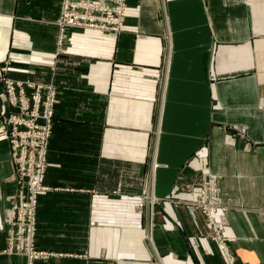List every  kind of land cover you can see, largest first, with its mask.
<instances>
[{
  "label": "crops",
  "instance_id": "crops-1",
  "mask_svg": "<svg viewBox=\"0 0 264 264\" xmlns=\"http://www.w3.org/2000/svg\"><path fill=\"white\" fill-rule=\"evenodd\" d=\"M60 3L0 0L8 77L51 81ZM124 16L121 32L70 34L54 62L37 216L40 243L72 255L49 264H229L185 205L205 172L229 200L234 264H264V0H127ZM9 111L0 89V123ZM12 177L0 142V264H25L3 254Z\"/></svg>",
  "mask_w": 264,
  "mask_h": 264
},
{
  "label": "built area",
  "instance_id": "built-area-1",
  "mask_svg": "<svg viewBox=\"0 0 264 264\" xmlns=\"http://www.w3.org/2000/svg\"><path fill=\"white\" fill-rule=\"evenodd\" d=\"M126 7V0H62L60 17L58 19V28L61 30L57 37V44L62 43L64 30L70 28L77 30H92L105 33H118L124 26L123 11ZM23 101L27 98L24 96L23 86L17 84ZM10 102L13 106H19L14 93V85L9 84ZM50 94H54L52 88ZM41 99L35 98L34 120L25 121L18 115H13L10 123L14 126H25V132L22 135L21 147H26L27 152L22 148L20 158L17 163L26 176L27 183L18 184V192L14 197L15 202L10 208L5 218L6 229V246L4 253L6 256L23 255L27 259V264H33L34 260L46 258L47 254L40 252L33 245V239L36 231V207L38 193L47 188L45 185L46 176V153L47 140L51 131L52 109L54 106L53 97L46 99V102L40 104ZM28 122V123H27ZM27 123V124H26ZM39 128V132L36 131ZM5 135L2 134L0 138ZM17 143L14 144L15 156L19 154ZM208 185L204 190V199L201 203L203 208L206 207V215L209 225L215 232L213 239L219 242L230 264H233L234 256L229 249L228 242L222 234V228L226 225L223 222L225 216L216 220L214 213L219 208L225 212L226 208L221 205L219 191L214 184V176L209 174ZM24 184H27L25 190ZM218 185V184H217ZM218 191V192H217ZM149 198H146L148 201ZM142 207V204H140Z\"/></svg>",
  "mask_w": 264,
  "mask_h": 264
},
{
  "label": "rangeland",
  "instance_id": "rangeland-1",
  "mask_svg": "<svg viewBox=\"0 0 264 264\" xmlns=\"http://www.w3.org/2000/svg\"><path fill=\"white\" fill-rule=\"evenodd\" d=\"M62 3V0H61ZM61 3H60V10H61ZM126 6H127V0H126ZM60 11L59 14L56 18L55 21V26L57 28L56 30V47H55V52H54V58H53V65L50 67L49 71H50V76L52 77L51 81H49L48 83H41V82H35V81H31V80H14L13 78H10L7 76V63H4L3 66L0 67V89L2 91V93L5 95V104L9 107L10 111L9 113L3 118L2 123H0V136L2 134H4L5 136L3 138H0V142H5L10 150V161L13 165V177H12V192H13V198L12 201L10 203V208L13 206L14 202L16 199H14V197H16L17 192H18V184L20 183H27V177L23 175V172L21 171L17 160L20 158V153L22 148H24L27 152V155L29 154V151L26 147H21V140H22V135L25 132L26 127L25 126H14L13 124L10 123V120L12 118L13 115H18L19 111H20V118L25 120V121H32L34 120V106H35V98L41 99L40 104H43L44 102H46V99L53 97L54 100V106L52 109V118H51V131L49 134V138L47 140V153H46V171H48L49 167H50V163L48 160V154L49 150L51 148L50 143L52 144V142L54 141V128L56 130L55 127V114H56V105L58 104L59 101V86L57 85V83L55 82V71H56V67L54 62H56V58L63 52L65 45L68 43L69 40V36L70 34L74 33V32H84L82 30H77V29H73L70 28L68 30H64V38L62 43L57 44V37L59 35V32L61 30H59L58 28V19L60 17ZM125 23V19L124 22ZM123 29V28H122ZM122 29L119 31L121 32ZM86 31H92V30H86ZM12 83L14 85V93L15 96L17 98H19L17 100V103L19 104V106H13L10 102V92H9V84ZM17 84H20L21 86H23V92H24V96L27 98L26 100L23 101V96L20 95V91L17 87ZM53 90L54 94H50V90ZM19 110V111H18ZM28 123V122H27ZM26 123V124H27ZM39 128H36V131L39 132ZM17 143L18 147L17 150L19 152V154L17 156H15V151H14V144ZM50 147V148H49ZM209 174L211 173H201L197 180L194 182V184L190 185H184L182 187L183 190L185 191H192V190H196V192H198V196L195 199V201L193 202H185V205L190 207H193L195 210H197L202 218L204 219L205 222H207L208 226H209V240L211 241H215L216 240L213 239V236L215 234V232L213 231L212 227L209 225V221H208V217H207V213L206 212V207L203 208V206L201 205L203 199H204V190L206 188V186L208 185V179H209ZM218 184V183H217ZM25 186V190H27V184H24ZM48 188V187H47ZM50 189H46L44 191H41L38 193V200H37V207H36V231H35V235H34V239H33V246L36 247L38 250H40V252H43L45 254H47L46 258H39L34 260L33 264H49L52 263L53 260L55 259H60V258H65L67 257L68 252H64L63 250H60L58 248H49V247H45L40 243V232L42 231L41 229V221L39 220L38 222V206H39V202L40 197L42 196V194L44 192L49 191ZM218 191L221 192L220 187L218 186ZM219 198L221 200V205H224L226 207L229 206V200H224V198L221 196V193L219 194ZM147 196L144 195L140 198V202L138 203V207L139 208H144L147 204L146 201ZM43 199V197H42ZM140 204H142V207H140ZM9 208V210H10ZM228 209V208H227ZM226 209V210H227ZM216 220H220L221 217L223 216V211H221V209H217L216 212L213 214ZM226 216V215H225ZM6 218V217H5ZM226 226V225H225ZM6 229H7V225L4 219V228L2 229V233L4 235V242L6 241ZM146 231V228H144V233ZM222 234H223V228H222ZM224 236V235H223ZM227 239V238H226ZM232 241V239H231ZM219 243V242H218ZM5 246H6V242H5ZM5 249V247H4ZM4 249H3V254L6 255L4 253ZM71 253V252H70ZM74 253V252H72ZM19 255V254H18ZM17 255V256H18ZM72 255V254H70ZM69 255V256H70ZM21 257L24 258L25 260V264H27V258L23 255H19ZM76 258H78V256H82V258L85 256L83 254H78V252L76 251L75 253ZM85 258V257H84ZM230 264V262H229ZM234 264V261H233Z\"/></svg>",
  "mask_w": 264,
  "mask_h": 264
},
{
  "label": "bare ground",
  "instance_id": "bare-ground-1",
  "mask_svg": "<svg viewBox=\"0 0 264 264\" xmlns=\"http://www.w3.org/2000/svg\"><path fill=\"white\" fill-rule=\"evenodd\" d=\"M125 9H126V7L124 8V11H123V17H124V19H125V16H124ZM217 192H218V191H217ZM152 201H153V200H152ZM8 213H9V210H8L7 213H6V216L8 215ZM229 240H230V239H229ZM230 241H231V240H230ZM230 241H229V242H230ZM229 242H228V243H229Z\"/></svg>",
  "mask_w": 264,
  "mask_h": 264
}]
</instances>
